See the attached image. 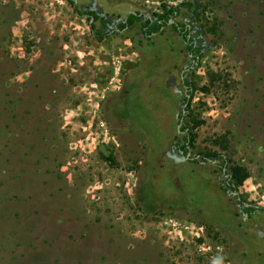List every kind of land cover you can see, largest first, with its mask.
Wrapping results in <instances>:
<instances>
[{"label": "rangeland", "instance_id": "rangeland-1", "mask_svg": "<svg viewBox=\"0 0 264 264\" xmlns=\"http://www.w3.org/2000/svg\"><path fill=\"white\" fill-rule=\"evenodd\" d=\"M178 6L197 60L117 31ZM261 208L264 0H0V264H264Z\"/></svg>", "mask_w": 264, "mask_h": 264}, {"label": "trees", "instance_id": "trees-1", "mask_svg": "<svg viewBox=\"0 0 264 264\" xmlns=\"http://www.w3.org/2000/svg\"><path fill=\"white\" fill-rule=\"evenodd\" d=\"M70 3L73 5V0H70ZM188 6V9L190 10L191 14L193 15L194 19L191 24H194L198 21L199 15L196 8L191 9L190 3L184 4ZM179 12V6L175 7L168 12L162 14V15H156L155 18H149L145 16L143 13L140 12H134L127 14L124 18L120 19L116 25L117 31H123L125 29L131 28L133 26H138L140 33L144 37H149L152 35L157 34L162 28L170 24L171 28L178 34H180L185 42H186V52L187 55L192 57L193 60H197L200 56L201 50L199 49L198 52L194 51V43L192 38L189 36V30L187 25L179 24L178 22H172L170 19L169 14ZM77 14L85 17L91 22H95L98 19V15L91 10L85 11L84 13H80L79 11H76ZM93 24L91 25V28H93ZM182 84L186 88V97L183 99L184 107L183 111L188 110V97L187 95H191V90L193 89L190 82L187 80H183ZM185 128H182L181 131H184ZM184 144L181 146L178 144L177 148L179 149V152H181L184 157H188L187 152V146H191V140L189 136L183 137ZM214 144L219 145L223 150H226L228 147V141L226 135L220 136L218 138H215L212 140ZM182 149V150H181ZM220 154H215L214 156L207 157V156H201V160L203 162H213L219 160H222ZM229 161V160H228ZM228 161H222V165H227ZM221 165V166H222ZM228 171L226 172V180H225V188L228 189L231 193L235 194L237 203L240 204L242 207V211L246 213L247 215H250L254 211H256V208L253 206H249L247 202L244 199H241L238 193L239 187L243 184V182L248 178V172L241 166L236 165H228ZM261 211H264V208H261Z\"/></svg>", "mask_w": 264, "mask_h": 264}]
</instances>
